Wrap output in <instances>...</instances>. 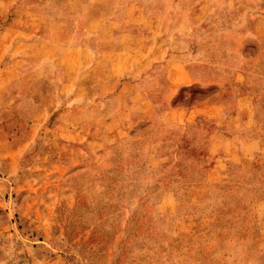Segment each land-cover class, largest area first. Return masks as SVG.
Instances as JSON below:
<instances>
[{
  "label": "rangeland",
  "instance_id": "1",
  "mask_svg": "<svg viewBox=\"0 0 264 264\" xmlns=\"http://www.w3.org/2000/svg\"><path fill=\"white\" fill-rule=\"evenodd\" d=\"M0 264H264V0H0Z\"/></svg>",
  "mask_w": 264,
  "mask_h": 264
},
{
  "label": "crops",
  "instance_id": "2",
  "mask_svg": "<svg viewBox=\"0 0 264 264\" xmlns=\"http://www.w3.org/2000/svg\"><path fill=\"white\" fill-rule=\"evenodd\" d=\"M241 101L242 100H240V103H241ZM209 104V103H208ZM213 104H215V103H213ZM213 104H209V106L208 105H206L207 107H215V105H213ZM220 104V103H219ZM219 106V105H218ZM220 107H221V104H220ZM236 117V116H235ZM237 118H238V116H237Z\"/></svg>",
  "mask_w": 264,
  "mask_h": 264
}]
</instances>
